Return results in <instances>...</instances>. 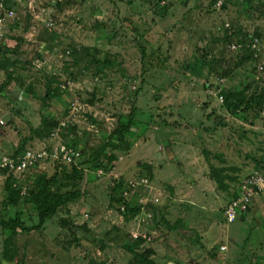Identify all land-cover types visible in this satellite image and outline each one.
Returning <instances> with one entry per match:
<instances>
[{
  "label": "rangeland",
  "instance_id": "rangeland-1",
  "mask_svg": "<svg viewBox=\"0 0 264 264\" xmlns=\"http://www.w3.org/2000/svg\"><path fill=\"white\" fill-rule=\"evenodd\" d=\"M218 1H2L0 84L14 78L0 94V152L12 154L34 128L28 147L46 151L31 167L0 171V219L22 208L25 224L38 222L22 202L3 209L5 180L13 175L27 199L36 175L54 172L60 145L79 154L83 177L61 181L78 197L43 229L9 241L0 225V264H141L116 232L142 239L137 249L152 248L155 264H239L244 255L263 264L264 188L234 221L224 212L264 173V106L232 114L220 98L233 87L248 98L264 90V0ZM132 109L128 148L108 147L118 155L112 170L93 171L94 150ZM219 166L235 180L218 186Z\"/></svg>",
  "mask_w": 264,
  "mask_h": 264
},
{
  "label": "trees",
  "instance_id": "trees-1",
  "mask_svg": "<svg viewBox=\"0 0 264 264\" xmlns=\"http://www.w3.org/2000/svg\"><path fill=\"white\" fill-rule=\"evenodd\" d=\"M1 1V0H0ZM4 6L0 7V16H3L4 14ZM77 50V49H76ZM79 50V49H78ZM75 53V52H74ZM78 56L80 54L78 53ZM109 66H114V61H104ZM13 72H8L6 80L0 84V93L4 91L5 88L9 86V84L13 81ZM53 91L51 89L47 90V93L45 97L52 94ZM223 95V102L222 106L223 108L231 112L232 114L246 112L251 109H255L257 107L264 106V90L262 93L258 95H254L250 98H248L245 94L244 90H240L236 87L229 88L224 92ZM135 109H132L130 112V115L128 118H125L123 123H119L118 126L110 133V135L106 138L105 142L96 148L93 152L92 158L89 160L90 168L93 171H105L109 172L113 168V162L118 159V155L113 152H106V149L108 147H111L114 150H123L126 151L128 147H125V145L130 144V139L134 132L132 131L135 129V126L138 125L135 118ZM220 121H223V118L219 117ZM50 122L47 118L43 117L41 125H47L50 124ZM55 123V122H53ZM37 129L34 128V130L31 131V133L28 136H25L20 139L17 146L14 148V152L12 155H19L22 152H24L27 149H32L31 147H28L29 142L33 140V135L36 133ZM131 136V137H129ZM35 151H42V150H35ZM50 152V151H49ZM49 152H47L46 158L52 157L49 155ZM45 156V155H44ZM43 156V157H44ZM42 160L39 159L37 162H41ZM55 167L54 172L51 175H48L46 173H38L33 181V186L28 190V197L25 200H22V194L21 190L16 187V180L13 175H9L4 184L5 189V195L3 197V209L6 211L10 206H16L20 202L24 205H30L35 213L38 216V222L33 225H27L25 224L23 220V210L22 208L20 210H17L15 216H11L8 218H1L0 219V225L2 228L6 231H8L10 234L8 236V240H11V235L17 234V232H24L28 233L31 231H37L43 229L45 223L47 220L52 218L53 214H55L60 208L67 206L70 202L74 201L78 197V192L76 190H61L60 185H63V182H71V181H78L81 180L83 175L81 168L78 165V161L76 163L72 164H66L63 162L61 157H55ZM83 162H85L83 160ZM30 165L29 167H31ZM143 167L147 168L149 171V177H152V169L150 164H142ZM213 169V175L216 183L218 186H222L225 183L226 179H234L235 177H230L229 174H226L224 171L227 169L225 166H219L212 168ZM264 171V165L262 166V169ZM59 185V186H58ZM123 188V182L117 181V183L114 185V193L116 190ZM112 200L125 203L123 201L122 195L120 196H111ZM251 205L248 207V209L245 211L250 210ZM129 211L132 212V214H137L140 211L139 206H133L129 208ZM244 212V213H245ZM178 225H171L169 226L170 229H178L181 230V227H178ZM116 231V230H115ZM119 235L120 238H123L122 246L123 248L129 250L137 258L139 259V262L141 264H155L153 260H150L149 257L154 254V250L152 248H144L143 251H140L137 249L139 246V242L142 243V239H138L135 241V243H132L129 238H127L126 234L118 233L111 234V238L115 237L116 235ZM138 241V242H137ZM247 255H244L243 261H240L239 264H249L250 260H246L245 257ZM152 259V258H151ZM264 264V263H263Z\"/></svg>",
  "mask_w": 264,
  "mask_h": 264
},
{
  "label": "built area",
  "instance_id": "built-area-1",
  "mask_svg": "<svg viewBox=\"0 0 264 264\" xmlns=\"http://www.w3.org/2000/svg\"><path fill=\"white\" fill-rule=\"evenodd\" d=\"M2 1L3 0L0 1V7H3ZM220 3H222V0H219L217 4L221 6L222 4ZM2 23L3 17L0 16V33L3 26ZM227 25L229 24L227 23ZM236 46L237 44H233L234 48H236ZM223 99V95H221V102H223ZM3 123V120H0V124ZM67 148L66 145H60L56 148L54 155L56 157L60 156L63 162H65L66 164L76 163L74 158L78 157L79 154L77 156H74V154H71L72 151ZM44 151L46 150L35 151L29 148L19 155H7L0 152V171L4 170V168L27 167L38 161L39 159H42L45 155ZM249 182H253L252 188L250 190L246 188V190H244L239 197L232 199L225 207L224 214L228 221H234L238 215L243 214L252 204L253 195L257 192L255 188H257V190H262L261 188H264V173L253 175Z\"/></svg>",
  "mask_w": 264,
  "mask_h": 264
},
{
  "label": "crops",
  "instance_id": "crops-1",
  "mask_svg": "<svg viewBox=\"0 0 264 264\" xmlns=\"http://www.w3.org/2000/svg\"><path fill=\"white\" fill-rule=\"evenodd\" d=\"M2 72H3V70L0 68V75L2 74ZM0 94H2V95H5V93H4V91L2 92V93H0ZM261 193H263V192H261ZM260 193V194H261ZM243 214H245V213H243ZM242 214V215H243ZM243 217V216H242ZM190 226V225H189ZM197 227H199V226H197ZM190 228H192V227H190ZM180 231H182V229L180 230ZM222 246H226V248H227V245L224 243V245H222ZM220 249H221V247H220ZM222 249H224V247L222 248ZM221 249V250H222ZM225 250V249H224ZM217 259H221V257H217L216 259L214 258H212V259H210V260H207L206 262L204 261L203 262V264H210L209 262H211V264H220L218 261H217ZM253 261L254 260H256L257 258H251ZM258 259L260 260V257H258ZM264 258H262V260H263ZM251 261V260H250ZM263 263H264V261H262ZM251 263H253V262H250L249 264H251Z\"/></svg>",
  "mask_w": 264,
  "mask_h": 264
}]
</instances>
